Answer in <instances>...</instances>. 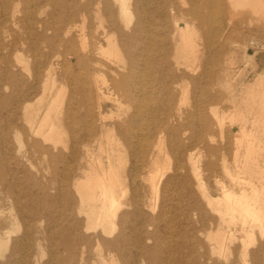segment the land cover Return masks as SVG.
Listing matches in <instances>:
<instances>
[{"label": "rangeland", "instance_id": "obj_1", "mask_svg": "<svg viewBox=\"0 0 264 264\" xmlns=\"http://www.w3.org/2000/svg\"><path fill=\"white\" fill-rule=\"evenodd\" d=\"M204 1L129 0V21L117 0H0V264H264V233L208 199L241 194L232 177H250L252 131L264 168L251 90L264 75V13L229 7L203 21ZM187 24L200 60L177 29ZM109 34L124 61L108 55ZM102 146L124 184L108 231L82 187L100 159L108 166ZM223 233L233 241L220 253Z\"/></svg>", "mask_w": 264, "mask_h": 264}, {"label": "bare ground", "instance_id": "obj_2", "mask_svg": "<svg viewBox=\"0 0 264 264\" xmlns=\"http://www.w3.org/2000/svg\"><path fill=\"white\" fill-rule=\"evenodd\" d=\"M117 1L119 2V13H120V15L124 19L130 21L131 20L130 17H131V13L132 12H131V7H130L129 0H117ZM181 1L183 2V4H187L188 3V0H181ZM200 5L203 6L202 7L203 9L200 10L201 11L200 14L202 16L201 19L203 21L207 20L206 16L204 15L206 12H212V13L215 12L216 13V12L229 11L228 10L229 7H231V8L233 7V9H238L239 7L245 8V7L249 6L251 8V10H254L253 14H254V12H257L258 15H259V12H261V13L263 12L264 13V0H226V1L225 0H209V1L205 0L204 3L201 2ZM209 5H210V8L208 9V11H205V8H208L207 6H209ZM158 7H160V6H157V8ZM160 8H158V9H160ZM170 8L171 9H175V5L171 4ZM142 11H145V9L142 10ZM164 11H165V9H164ZM180 11H182V10H180ZM230 11H229V13H230ZM188 12L191 13V14H195L196 10H195V8H192V9L188 10ZM241 15L244 16L245 13H242ZM255 15H257V14H255ZM262 16H264V15H262ZM252 20L253 19H251V20L249 19V21H248V23L250 25L254 22ZM100 21L101 20H99V22ZM102 22H103V20H102ZM230 23H233L231 18H230ZM237 23L239 25H242L243 21L240 20ZM176 24H178V23H176ZM261 26H263V25H261ZM188 27H189L188 24L186 25V27H179L177 25V29H178V31H179V33L181 35V38L185 42V44H187L188 46L192 47V51L194 52L193 53V55H194L193 57H195L194 60H197V59L200 60V57H201L203 52L201 54H198L197 51H198V48H200V47H197V49H196V47L193 46L194 44L193 43L191 44V41H192L191 37L194 36V35L191 33L192 34V36H191V34L188 33V30H189ZM140 30H142V27L139 26V25H137L134 28V31L132 32L133 34L130 36V40L132 42H136L139 39L141 40L142 37L138 36ZM190 31H192V30H190ZM149 32H151V31H149ZM152 38H150V39H152ZM107 40H108V43H109V47L106 50L108 55L109 56H114L118 61H124L122 59V52H121V50L119 48L118 43L114 39V36L112 34L107 35ZM150 43H149V45H150ZM185 44H183V45H185ZM139 45H141V44H139ZM185 47H186V45H185ZM148 48H150V47L148 46ZM138 49H140V48H138ZM148 51H149V49H148ZM148 56L150 57L151 55H148ZM143 61H145V60H143ZM140 65L141 64H139V66ZM146 65H148V64H146ZM254 89L258 90V92H257L258 99H257L256 103H258V111H257V113L260 114L259 117L257 116L258 119L256 118V120H258V122H257V123H259L258 125H260L263 128V130H264V75L260 76V78L257 80L256 85L254 87H251L252 91ZM141 90H142V88H141ZM141 92H143V91H141ZM144 93H142V94H144ZM249 102H250V100H249ZM251 105H252V103L250 104V106ZM239 114H241V113H239ZM239 114H236V116H238ZM47 117L45 118L46 120H47ZM239 117H240V115H239ZM46 120H44V121H46ZM49 120H50V118H49ZM49 120H47L48 124H50ZM256 120H254V121H256ZM44 121H43L42 124L45 123ZM47 125L45 126L46 128H47ZM32 127H33V124H32ZM49 128H50V131H48L47 134H45V135L48 136V137L50 135L53 136V137H56L54 135H56V133L58 135L59 132H57V130H55L54 127L50 126ZM40 130H41V126L38 128V131H40ZM242 130H244V128ZM253 132L254 131L250 132L249 135H248L249 138H247L246 154H245V160H246L247 164L246 163L244 164V165H246L245 169L250 173V177L249 178H245V177L243 178V177H239V176H237V177L233 176L232 177L238 184H241L243 186V190H242L241 194H237L236 192L230 191V190H224L223 191V196L221 198H219V199H212L210 197L208 198L209 199V203L211 205L218 204L220 206L218 208V210H219L220 215H221V217L223 219L227 218V219H229V221L239 222L241 227H242V229L246 232V234L247 233L249 234L250 232H253L256 228H259L261 230V232L264 233V168H262V169L260 168L259 159L256 158L257 153L261 149L260 148L261 145L258 144V142H259L258 139H257L258 142L256 143V140L254 138H255V134H257V133H253ZM141 135H142V133H141ZM101 151H106L108 153V166H105L101 159L99 160L98 168H95L96 169L95 170V174L94 175L92 174L90 177H88V179L85 180L84 183L82 184V187L84 189L88 190V193L85 194L84 197H83V201H84V204L85 203L88 204L87 206L89 208V219L91 221H94L95 224L101 225L103 227L104 231H108L107 229L110 228V226L114 227V225L116 223L115 222V220H116L115 218L117 217L118 209L121 207V204H122V201L119 199V194L123 191L124 184L122 182V179H121V176H120V171H119L120 170V163L117 165V164H114L112 162L113 151L110 150V149L107 150L104 147L101 148ZM256 167H258V168H256ZM257 170H258V172H257ZM256 172L259 173L258 175H256V176H259L258 179H260L258 182L255 181L254 178H253V177H255V175H253V174L254 173L256 174ZM205 196H207V195H205ZM248 226H250V229H248ZM111 232H112V230H111ZM214 239H215V241L217 243V247H218V250H219L220 253H224V251L226 249H229L228 248L230 246L229 243L233 241L232 238H226L224 233L221 234L218 238H214ZM245 243H244V245H246ZM206 255H207L206 252L202 253L203 257H205ZM153 259L154 258H152L151 260L153 261ZM112 264H113V262H112ZM201 264H204V263H201ZM214 264H220V263L219 262H215Z\"/></svg>", "mask_w": 264, "mask_h": 264}]
</instances>
